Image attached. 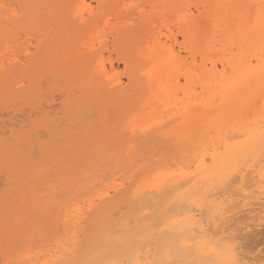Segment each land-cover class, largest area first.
Masks as SVG:
<instances>
[{
    "label": "bare ground",
    "instance_id": "obj_1",
    "mask_svg": "<svg viewBox=\"0 0 264 264\" xmlns=\"http://www.w3.org/2000/svg\"><path fill=\"white\" fill-rule=\"evenodd\" d=\"M11 1L16 6L14 9L7 7V10H9L7 11L4 4H12L10 3ZM0 10L4 13H10L11 16L9 19L4 15H0V41L1 37H3L2 35H7L5 31L10 29L8 27L10 25L15 27V30L12 29L14 30L13 32H16L18 28V31H29L32 35L38 33V36L41 37L47 34L49 37L47 40H40L42 38L37 37L39 41L35 43V46L33 45L35 50L33 54L29 51L30 49L25 48V51L28 50V55L25 56V60L21 61L27 62L26 65L30 67H24L25 71L22 69L21 73H26L31 69L32 64L35 67L39 63L36 60L41 59L44 55L56 64L55 72L66 68L72 69L78 65L85 66L90 63L93 73L92 79L97 82L96 84L90 82L91 78L86 81L82 78V82L87 83L86 86H88L90 91L95 86H100L99 91H96L97 93H101L103 89L108 88L109 92L107 95L111 96L109 98L110 101H108L112 107L119 99L120 101L118 102H122L123 110L128 107V110L126 108L122 113L123 118L119 117L123 119V121L121 119L122 123L118 118L120 124H125L123 125L124 127L119 124L120 128L132 129L131 131L137 134L135 132L138 129L143 130L149 126L150 128L145 131L147 135L151 130H154L153 133L158 131L160 136L165 134L170 139L173 137V139H171V142L166 140L167 136H165L162 140L157 135L160 137L158 139L152 132L148 136H154L158 141L161 139L163 142L165 139V142H171H166V144L173 145L176 150L171 152L168 149L169 152L165 153L166 151L162 149V152H165L161 154L168 157V161L164 159L159 162L160 168L150 169L148 168L152 166L150 163L149 166L145 167L143 161L144 167H141L142 178L137 181L139 184L137 185L136 183L134 185L135 189L132 193L131 189L133 187L130 188L132 185L127 187L129 189L126 188V191L124 190L126 194L130 193L131 196H128L133 197L132 199L135 200L131 203L130 200L133 201L132 199L127 197V200L125 199L129 201L128 204L134 206L132 207L133 209L129 208L130 205L126 208L132 209V212H127L126 209L127 213L122 211V207L124 209L123 204L127 205L125 202L120 203V198L122 199L123 195L119 196V199L112 197L111 192L117 191L116 185V188L113 187L114 185L106 186V189L104 187L105 190H102L101 186V188H97L100 191L98 194L96 193L97 189H93L98 183H88V186L86 184L85 186L82 185L83 187H92V191L96 190L93 191L96 196L88 194L87 188H81V191L77 190V188L81 187L80 185L77 188L74 187V189H67L70 193H74L76 190V197L86 191L85 193L88 194L86 195L88 197L91 195V198H88L89 200L84 207L81 205L77 206L74 201V206L76 205L77 207L73 210L71 209L74 208L72 204H70L71 207L69 206V208L62 204L66 209L60 207L62 211L60 210V213H57L58 216L56 215L58 220L55 218L53 219L54 223H51L54 228L59 229L54 236L60 238L56 242L54 241L55 243L52 244L51 242V245L46 242L49 245L46 246L47 244H45L42 248L38 245V251L32 250V246L27 244L26 246L29 245L30 247L25 246V250L22 247L23 252L18 255L19 257L16 255V260L13 261L14 256L11 258L8 256V259H11L10 261H13L14 264H78L77 257H79L81 240L84 238V224L87 221V214L104 202L106 218L103 216L102 220L105 222L100 224V227L103 226L104 232L99 234L100 238L97 241H100L102 236H105L106 243L110 245H115L116 243L125 244V242L130 241V244L126 243L125 245L127 247L124 257L121 254L120 258L114 259V256L113 260L110 259V262L106 261L104 264H166L168 261L172 263V259L175 256L177 257V255L182 257L181 260L179 259L180 262L184 256L185 261L183 260L182 264H187L186 259L192 260L194 264L262 263L264 258H262V261L257 260L260 251L257 256L253 255L254 258L248 253L249 248L247 250L246 247H243L247 250L245 251L247 255L241 252V250H245L241 249L242 245L245 246L244 241L241 245V240L243 238L246 239V237L243 233H240L241 236L236 233L240 231L239 229L241 231H248L249 229L251 234L254 227L260 228L264 224V0H0ZM173 26H175L174 30L172 29ZM105 28L109 30V33L107 32V35L104 34L105 36H102L99 32ZM165 30L168 32H164ZM8 31L11 32V30ZM10 32H8V35L11 34ZM28 33L25 34L27 35ZM61 34L64 38L59 42L56 41V35ZM52 35H55V38L53 37L54 40L51 38ZM0 44L1 46L3 45V43ZM105 53H107L108 57L105 56ZM216 57H218L217 61L221 63H219L222 67L221 69H219L218 62L214 61ZM32 61H35V63ZM114 61L123 65V74L126 75L128 82H123L122 74L120 73V75L116 72ZM15 62L12 61V64ZM106 64H109L108 68ZM3 65L8 67L9 64ZM1 66L0 64V72ZM51 66L55 67L52 64ZM58 67L62 68L57 69ZM14 68L17 69L18 67ZM53 68L51 69L54 70ZM52 70L50 71L49 69L51 74L54 75ZM66 70L62 72L63 75ZM20 72L18 70L14 71V76L12 75L13 73L10 75L0 73V80L5 83L8 76L14 78ZM27 77L29 78L30 76ZM74 77H76V74ZM181 79L184 80V84L180 81ZM72 80L77 82L74 78ZM4 83L3 95L11 91L10 87H6ZM79 86H82V84ZM13 90L11 93H13ZM48 91L50 90L48 89ZM70 92L68 91L67 94L69 95ZM71 94L73 95L72 92ZM105 98L108 99V96L103 97L105 100L103 107L107 105V99ZM79 100L78 102H80ZM113 102L116 103L113 105ZM121 105L115 106L118 108ZM95 106L96 108L100 107V105L97 106V103L93 107ZM151 106L154 107L152 109L154 110L153 112L150 110ZM55 107L52 108V111H54ZM103 107L102 111L104 110ZM118 110L113 111L116 116L120 114ZM147 110L152 113L150 111V114L147 113ZM40 111H42V108ZM127 111L130 118L127 116ZM159 111L160 113H165L166 118L161 121L159 118H162V116L160 115L158 119L161 122L159 121L160 123L157 124L154 120H158ZM21 114L23 113L21 112ZM124 115L127 117L125 116V118ZM15 116L17 117L18 115ZM116 116L114 118H117ZM87 118L91 119L90 116ZM95 118L93 117L94 121ZM105 120L108 121V119ZM73 125H76V123ZM141 127L145 128L142 129ZM115 128L117 129V126ZM120 128L118 129L120 130ZM100 129L103 128L101 127ZM124 129L122 130L126 131ZM81 130L78 131L81 132ZM113 131L115 129L112 130V133ZM101 132L99 136L105 137V140H99L98 137L99 141L96 142L101 145L103 143L101 141H105L106 145L108 141L106 136H102L104 133ZM110 133L107 132V134ZM145 133L143 132L144 136ZM114 134L116 132L112 135L117 137ZM133 135L131 133V137L123 136L121 138L119 134L120 137L116 138L117 141L115 140L116 144H118L117 150L120 147H124V150L125 147L126 149L128 148V151H131V154H128L125 150L128 154V160L133 162L134 159H137L140 161L135 160V162L137 164L140 162L141 164L143 159V155L140 154L141 150L137 151L142 156L138 159L139 155L134 153L137 149L130 142ZM137 135L133 139L135 137L137 139ZM143 135L142 139L144 142L146 137L144 138ZM107 137L110 138V135ZM154 137L151 138L153 141L156 140ZM139 138L141 139V137ZM142 139H137L139 142L136 143L143 144ZM148 141L146 140L144 143L146 144ZM158 141L156 140L157 143L154 142V144L156 143L158 147L159 144L165 146V144ZM7 144L9 143L7 142ZM145 144L142 145V148H144ZM23 145L25 143L21 144V146ZM146 145L149 146L150 144ZM37 146L33 150L36 151ZM148 146L145 149L148 151L147 154L149 155L147 156L149 157L153 153L150 151L151 145ZM23 147L25 148V146ZM96 147L99 146L96 145L95 148L93 146V149H96ZM153 147L155 148V145ZM160 147L162 146L160 145ZM102 148H105L104 143ZM21 151L23 152L24 150L22 149ZM115 154V156L121 155L119 151ZM31 155L33 156V152ZM135 155L138 156L135 157ZM176 155L177 158H173ZM121 158L126 157L123 156ZM120 159V163L121 161L125 163V159H121V161ZM164 161L167 163L164 164ZM123 162L122 164H124ZM30 165L32 166L33 163L31 164L30 162ZM141 171H138V174ZM38 172L39 170L36 173ZM115 176L114 178L112 177L114 180ZM79 180L83 181V178H79ZM85 181L86 179L83 182ZM74 182L70 185L72 186ZM76 182L78 183V180ZM124 182H122V185ZM22 184L26 185V183ZM122 185H120V188L123 187ZM136 186L138 187L136 188ZM83 189L85 190L83 191ZM89 189L91 190V188ZM113 192L112 194L114 195L115 193ZM70 193L71 199L70 197H67L70 201L65 199L68 201L65 202L67 203L66 205L74 203L73 200L81 197L78 196L76 198L72 195L73 193ZM83 195L82 198L85 197L87 200L86 195ZM72 197L75 199H72ZM18 198H20V195ZM82 198L80 201H76L81 203ZM253 200L252 204L251 201ZM49 201L51 202V199L48 200V203L44 199V204L42 203V205L45 206L46 204L48 206L50 204ZM119 203L122 207H120ZM26 204L28 205V203ZM51 204L53 203L51 202ZM255 205H259V208H254L256 207ZM51 207L52 209L50 208V210L48 208L47 210L44 209L46 210V215H52L50 212L53 210V206ZM44 210L42 209L43 212ZM243 212H247V217ZM240 213H243L244 216ZM239 214L241 217H238ZM51 217L53 218V216ZM248 219L253 222L245 223L246 220L248 222ZM242 221L246 224V226L244 224L245 227L240 226L243 223ZM91 229L93 230V227ZM237 229L238 231H236ZM256 229L253 231L256 232ZM33 232L36 231L33 230ZM256 233L259 232L257 231ZM57 234H59V237ZM246 236H248L247 233ZM252 236L250 235L248 238ZM256 236L258 235L256 234ZM53 239L56 240V238ZM53 239H48V241ZM33 240L35 241V239ZM144 240H148L147 244L141 246V243L144 244L146 242ZM253 240H250V242ZM250 242L248 243L249 246ZM260 243H258L259 246ZM94 248L93 251L95 250L96 252L99 249L101 250V246ZM80 254H82V257L87 256L85 251ZM250 255L253 259L250 258ZM92 257L90 254L87 258L90 260ZM86 263L84 262V264ZM262 264H264V261Z\"/></svg>",
    "mask_w": 264,
    "mask_h": 264
},
{
    "label": "rangeland",
    "instance_id": "obj_2",
    "mask_svg": "<svg viewBox=\"0 0 264 264\" xmlns=\"http://www.w3.org/2000/svg\"><path fill=\"white\" fill-rule=\"evenodd\" d=\"M10 3H12V4H9V5H7V3L4 4V6L6 7V10H7V7L9 9L15 8L16 5L15 6L13 5L14 2L11 1ZM7 11H9V10H7ZM0 13H1L0 15H4L6 18H9V19L11 18L10 13L8 14L6 12L7 16H6V13L1 12V10H0ZM10 26H8L10 29H7L5 31L7 35L6 36L2 35L3 37H1V41H0V43H3L2 46L0 44V46H1L0 47V56H2L0 58V64L2 65L0 73H7L9 75L11 73H13L14 71L18 70L20 72V71H22V69L24 70L26 68V66H27V68L30 67V66L26 65L27 62L25 63L21 60H23L25 58V56L28 55L29 49H30L29 51L31 52V54L35 53V50L33 47L36 45L35 43L39 41L37 37L42 38L40 40H44V39L47 40L49 38L47 34H46V36L41 37V36H38L39 35L38 33H36L37 36L34 33L35 35L33 34L34 35L33 36L32 33H30L29 31H25V32H23L24 30L18 31L19 30L18 28L16 29L17 30L16 32H13L15 30L14 29L15 27L11 26L12 27L11 28ZM175 26L172 27L173 30L175 29ZM12 29H14V30H12ZM8 30H11V32ZM168 31L165 30L164 32H168ZM8 32H10L11 34L8 35ZM107 32L109 33V30L107 28H105L104 30H101L99 32V34H102V36H105L108 34ZM25 33H28V34L26 35ZM29 34H30V36H29ZM54 36L52 35L51 38H53ZM5 37H7V39H5ZM54 38H53V40H54ZM63 38L64 37L62 34L56 35V41H58V42L61 41V39H63ZM34 40H35V42H34ZM2 41H4V42H2ZM29 44H30V46H29ZM25 48L28 50L25 51ZM235 50H237V49H235ZM59 54H61V52H59ZM105 56L108 57L107 53H105ZM14 58H17V59H14ZM217 58L218 57H216L215 58L216 60L214 59V61L218 62L219 69H221L222 68L220 65L221 63H220V61H217L218 60ZM18 60H20V61H18ZM39 60L38 59L36 60V62H39V63L36 64V66L38 65L37 66L38 68L35 66L36 67L35 70H34V68H35L34 65L33 64L31 65L32 68L29 69L30 71L28 70L29 72L27 71L28 74L30 73L29 75L27 74V72L26 73L20 72V74L18 76H15L16 78L15 77L11 78L10 76H8V79L6 80L7 83L6 82L4 83L0 80V114L2 115V116L0 115V164L2 163L1 164L2 166L0 165V173H1L0 174V184L2 182V184L4 185V186L2 184L0 185V264H14L13 261L16 260L17 256L23 252V249L28 247L29 245L32 246V248H31L32 250H37V248L39 249L38 245L42 248L47 243H49V244H51V242H52V244L55 243L60 238L59 234H57V236L59 238L54 236V235H56V233H58L56 231H58L59 229L54 228L51 223H54L53 219H55V218H56V220H58V217H56L57 213L59 214L60 213L59 211L60 210L62 211L64 205L69 208V206L71 207L70 204H72V207H74V208H71L72 210L75 209L78 205L79 206L81 205L83 207L86 206L85 203L88 202V200H89L88 198H91V195H89V197L87 195L89 193L93 195L94 194L93 191H96V190L92 191V187H89V188H91V190H90L88 187H83L82 185L85 186V184H86V186H88L87 185L88 183L89 184L98 183L99 185L96 184V186H94L95 188L93 187V189H97L99 187L101 188V186H102V190L104 189V187L106 189L107 187H110L113 185H114L113 187H115V185H116L117 188L116 187L115 188L117 189V191L116 192L112 191L113 193H115L114 195L111 192L112 197L114 199L115 198L119 199L118 197L123 195V198L122 199L120 198V203L125 202L127 204L126 205L127 207L123 204V206H124V209H123L122 205H120V203H119L120 207H122V211L126 212V210H127V212L128 211L132 212L133 211L132 207H134V206L133 205L131 206L130 204H128L129 201H126L127 200L126 197L128 199H132L133 197L132 198L129 197L128 195H130V193L126 194L125 189L127 187H129L130 185H132L130 187V188L133 187L132 188L133 190L131 189V193H132V191H134V189H135L134 185H136V183L138 185L139 182H137V181L140 178H142L141 167L149 166V163H150V165H152V166H149L148 168H150V169L160 168L159 162H162L164 159L166 161H168L167 160L168 157H165L161 153L164 154L165 151H166L165 153H167L169 151L174 152L172 150H175L174 149L175 147H173V145L168 144V143L172 142L171 139H173V137L170 139V137L168 135H165V134L160 136V132H158V131L156 132V130H155L156 133H153L154 130H151V132L153 134H155L157 138L160 136L162 139V138H165V136H167V138H165V139L170 140L171 142L166 141V142H168L166 144L165 139H164V142L162 141L163 139L162 140L160 139L161 141L160 140L158 141V139L160 137L157 139L154 136H148V135H151L150 134L151 132L148 133V135H147V133H145L147 128H150L149 126L146 129H143L145 127H141L144 131L138 129V131L135 133H137V134L141 133L139 135L134 134V132L131 131L132 129L128 128L129 130H127L126 128L125 129L120 128V126L124 127L123 125H125V124H120L119 122L123 118L122 113L124 112V110L126 108H127L126 110H128V107H126L123 110V105H121L122 102H120V103L118 102V101H120L119 98H118L119 100L117 101V103L113 102L112 104L114 105V103H116L115 104L116 106L121 105L120 106L121 110H120V107H118L119 108V110H118V108L115 105L112 107V105H110V102H109L110 101L109 98H111V96L109 97V95H107L109 92L108 88L103 89V91L101 93L100 92L97 93L96 91H99L98 89L100 86H97V87L95 86L92 89V91H90L88 86H86L87 83L82 82V78L85 81L91 78L90 82H92L94 84H96V82H97L95 79H92L93 73H92L90 63H87L85 66L78 65L72 69L66 68L68 70V73L69 72H71V73L70 74L67 73L68 74L67 75L66 74L67 70L65 69L66 72H64V75H63L62 72L65 70H62L61 69L62 67H58L57 69H61V71L57 70L55 72L56 64L53 61L46 58L45 55ZM4 61H6V62H4ZM12 61L13 62L16 61L17 63L15 62L12 64ZM32 62L35 63V61H32ZM3 64H9V65L7 67ZM51 64L55 65V67L53 68V66H51ZM99 64H100V62H99ZM114 64H115L114 65L115 68L117 69L116 72H118V74H120V73L122 74V75L121 74L120 75L122 76L121 78L123 79V82H125V83L128 82L126 75L123 74L124 73L123 65L121 63H116V61H114ZM10 66H12V68H14V67H18V68L12 69V68H10ZM107 66L109 67V64H106V67ZM19 67H22V68H19ZM50 67L53 68L54 70H52ZM49 69H50V71L52 70L55 72V73L53 72L54 75L51 74ZM59 71L61 74L59 73ZM74 73L76 74V77H74L75 76ZM21 74L24 76H22ZM25 74H27V75H25ZM12 75L14 76V73ZM48 75H50V76H48ZM25 76L26 77L30 76V77L26 78ZM31 76H32V78H31ZM61 76H63V77L66 76V77L63 78ZM73 78H74V80H77V82L75 81L76 84L72 80ZM180 81L183 82L184 80L181 79ZM3 83L5 84L6 87H10V89H11V91L8 94H4V95L2 94L3 88H4ZM81 84H82V86H79ZM182 84H184V82ZM79 87L80 88L82 87V88L80 89ZM13 88H14L15 92H14ZM27 88L30 90L27 91L28 90ZM48 89L50 91H48ZM12 90H13V93H11ZM53 91L57 94H55ZM68 91L69 92L71 91L73 93V95L70 92V94H69L70 96H69L67 94ZM93 91H94V94H93ZM44 96H46V97H44ZM106 96H108V99L105 98V99H107L106 104L108 106L105 105L103 107V104H105L104 103L105 100L103 99V97H106ZM79 98H80V100H79ZM59 99H61V100H59ZM78 100L80 102H78ZM57 102H58V105H57ZM95 103H97V106L100 105V107H97V108L98 109L101 108V109L98 110L96 108V106L93 107ZM98 103H100V104H98ZM15 105H17V106H15ZM44 106H45V108H44ZM53 106L57 107V108L55 107L54 111H52V108H54ZM83 106L84 107L86 106L87 108L86 107L84 108ZM48 107L51 109H49ZM102 107L104 108L103 111H102ZM34 108H35V110H34ZM41 108H42V111H40ZM83 109H85V110L83 111ZM152 109H154V107L151 106L150 110L153 112L154 110H152ZM4 110H5V112H4ZM115 110L120 111L119 112L120 114H117V116H116V114H114V112H113ZM150 110H147L148 111L147 113H149ZM26 111H28V112H26ZM82 111H83V113H82ZM21 112L23 114H21ZM25 112H26V115H25ZM105 112H107V113L105 114ZM7 113H9V114L7 115ZM103 113H104V115L102 116ZM126 113L128 116V111ZM158 113H160V111ZM161 113L159 114V116H157V119L161 115L162 118H159V119H161V121H162L164 118H166V116H165V113L164 114H163V112H161ZM109 114H111V116H109ZM15 115H18L19 117L18 116L16 117ZM20 115H22V116L25 115V116L20 117ZM31 115H32V117H31ZM48 115H50V116H48ZM92 115H94V116H92ZM156 115H158V114H156ZM37 116H38V118H37ZM89 116L91 117V119L87 118ZM115 116L117 118H114ZM120 116L122 118H119ZM125 116L126 115H124V117ZM93 117H96L95 121H94ZM118 118L120 119V121ZM128 118H130V116H128ZM105 119H108V121ZM159 119L157 120L158 122L156 121V119L154 121L158 124L161 122ZM75 120L76 121L78 120V121L76 122ZM122 121H123V119H122ZM122 121H121V123H122ZM116 122H118V123H116ZM16 123L17 124L19 123V124L17 125ZM75 123H76V125H73ZM152 123L154 124V122H152ZM119 124H120V126H119ZM116 126H117V129L120 128V130L118 129L119 131L115 128ZM99 127L100 128L102 127L103 129H100ZM98 129H100V130H98ZM114 129H115V131H113V133L116 132V134H114V136H117L118 138L120 137L119 134L121 135V138H123V136L128 137L132 133V135L134 134L133 137L135 135H137L138 136L137 139L141 140L143 132H144L145 136L143 135V137L144 138L146 137L147 141H148V139H150L149 140L150 143L148 141V142H146V144L151 145V146L150 145L149 146H150V151H151V153H153V155L151 154L149 157L147 156L149 154H147L148 151H146L145 147H147L148 145H146L144 143L146 140H144V142H143V139H142L143 144L146 145V146L144 145V148H142L143 144L139 143L140 144L139 145L138 143H136V142H139V141H137V139H135L136 137L134 139L132 137L131 140L129 138L128 139L130 140L131 143H133V145L132 144H129V145L135 146V149H137L134 151V153L139 155L138 159H140L142 157L141 155H143V159H145L146 161L142 159V161H141L142 165L140 164V162L138 163V164H140V166H138L137 162H135V160L136 161H140V160H137V159L133 160L132 159L133 162L129 161L127 156L131 151H128L129 150L128 148L126 149V147H125V150L127 151L128 154L124 150V147H120L121 150L119 148H118L119 150H117L118 144H116V142H115V140L117 141V139H116L117 137H113V135H112L113 134L112 130H114ZM122 129H124L126 131H123ZM78 130H81V132ZM109 130H111V131H109ZM1 131H3V132H1ZM99 131L100 132L102 131L101 133H104V134H102V136L103 135L106 136V140L108 142L111 140L109 142V144L106 141L107 146L105 145V141H101L104 143L105 148H102L103 143L101 144L102 145L101 146V145H99V143L96 142V141H99L101 139L105 140V137L102 138L101 136H99L100 135ZM128 131H130V132H128ZM107 132L108 133L111 132L112 134L111 133L107 134ZM121 132H123V133H121ZM108 135H110V138L107 137ZM157 135H159V136H157ZM30 137L32 138L33 142H32ZM98 137H99V140L97 139ZM139 137H141V139ZM153 137L158 142L165 144V146L162 144H159V147H158V145L156 144L157 143L156 140L153 141L151 139ZM10 138H12V139H10ZM1 140H2V142H1ZM10 140H12V141H10ZM7 142L9 144H7ZM59 142H61V143H59ZM151 142H152V144H151ZM154 142H156V143L154 144ZM24 143H25V145H23V146H25V148L23 146H21V144H24ZM153 144L155 145V148L154 147L152 148V146H154ZM96 145H98L99 147H96V149H93V146L95 148ZM160 145L162 147H160ZM35 146H37L36 151L33 150V149H35ZM140 146H141V148H140ZM166 146H168V147L166 148ZM19 148H20V150H19ZM97 148H99V149L97 150ZM22 149L24 150L23 152L21 151ZM153 149H154V151H153ZM162 149H164L165 151L162 152L163 151ZM168 149H169V151H168ZM140 150H141V152H140L141 155L139 154V152L137 153V151H140ZM147 150H148V148H147ZM112 151H113V153H112ZM117 151H119V153L121 155L115 156L116 155L115 153ZM32 152H33V156L31 155ZM35 153H37V154H35ZM132 153H133V151H132ZM122 155L124 157H126L127 159L121 158V157H123ZM138 155H135V157ZM177 155H179V154H177ZM177 155L173 158H177ZM28 156H30V157H28ZM132 157H134V156H132ZM120 158L125 159L126 160V161L124 160L125 163L123 161H121ZM93 159H94V161H93ZM119 159H120L121 163L119 162ZM36 160H38V161H36ZM90 160H92V161H90ZM143 161L145 163L144 166H143ZM30 162H31V164L33 163L32 166L30 165L31 167L29 166ZM122 162L125 165L122 164ZM163 163L165 164L167 162L164 161ZM3 164H6V165H3ZM153 164H154V166H153ZM161 166H162V163H161ZM134 167H135V169H137V167H138V169L133 170ZM64 168H65V170H64ZM139 168H140V170H139ZM2 170L3 171L5 170L6 173H5V171L3 172ZM38 170H39V172L36 173ZM138 171H141L139 173L140 175L138 174ZM40 172H41V174H40ZM34 173H36V174L34 175ZM111 174H113V175H111ZM114 176H115L116 181L113 179ZM103 177H104V179H103ZM130 177H132V178H130ZM79 178L80 179L83 178V181L86 179V181H88V182L80 181ZM90 178H91V180H89ZM128 178H130V179H128ZM5 179H7L8 181ZM73 179L76 181L78 180V183L83 182L84 184L83 183L78 184L76 181L74 182ZM101 179H102V181H101ZM94 181H96V182H94ZM72 182H74V184L71 186L70 184H72ZM122 182H124L123 185H122ZM4 183H6V184H4ZM22 183H26V185H24ZM49 183H50V185L52 184L53 186L51 185V187H50V185H48ZM104 184H105V186H104ZM124 184H126V185L124 186ZM79 185L81 187H79ZM120 185H122L123 187L120 188L121 187ZM18 186H19V188H18ZM91 186H93V185H91ZM74 187L75 188L79 187V188H77V190H79V191H81L80 190L81 188H87L86 190H88L87 191L88 194L85 193L86 192L85 191L81 195L80 194L77 195V197L81 196L78 199L76 197V194H75V192H77L76 190L74 191V193L72 192L73 194L67 190L69 188L74 189ZM137 187L138 186H136V188ZM64 188H65V190H64ZM127 189H129V188H127ZM66 190H67V192H66ZM84 190L85 189H83V191ZM89 190L93 193H91ZM70 191H72V190H70ZM123 191H124V193H122ZM14 192H16V193H14ZM45 192H47V193H45ZM99 192L100 191L97 189L96 193L98 194ZM129 192H130V190H129ZM11 193H13L14 196ZM69 193L72 194L73 196H75L77 198L76 199L77 201H80L83 194H84L83 196H85L87 194L86 195L87 200L85 197H83L82 198L83 201L81 200V203H83V204H81L80 202L78 203L76 200H73V202L74 201L76 202L77 206L76 205L74 206L75 202L69 203V205H66L67 203H65V202L70 201L69 198H67V197H70V199H71V196L69 195ZM78 193H80V192H78ZM40 194H41V197H40ZM125 194H126V196H124ZM19 195H20V198H18ZM94 196H96V195L94 194ZM49 198L51 199V202L53 204H51V202L49 201L50 204L48 206L46 204H45V206L42 205V203L44 204V202H43L44 199H45V202L47 200V203H48V200H50ZM84 198H85V202H84ZM65 199H67L68 201ZM72 199H75V198L72 197ZM152 199H154V198L152 197ZM41 200H42V203H41ZM123 200H125V201H123ZM132 200L133 201L130 200L131 203H133L135 201L134 199H132ZM6 201H7V203H5ZM34 202H35V204H34ZM251 202L253 204L254 200ZM26 203H28V205ZM38 203L41 205H39ZM62 204H64V205L62 206ZM104 204H105L104 202L100 203L99 206L95 210H93L91 213L87 214V221L84 224V234H83L84 238H82V240H81L82 244L80 243L81 246H79V248H80L79 257H77V259L80 260V261L77 260L78 264H84V262L86 263V260L88 261L87 263H89V264H91V263H93V264L94 263L95 264H104V263H106V261L110 262L111 260H113L114 256H115L114 259L120 258L121 254L123 255L122 257L125 256V249L127 247L125 245H126V243L130 244V241L125 242V244L116 243L115 245H110L109 243H106L107 241L105 239V236L101 237V239H100L101 242L97 241L100 238L99 234H101V232H104L103 231L104 228H102L103 226L100 227V224L101 223L104 224V222H105L102 220L103 216H105V218H106V215L104 214ZM128 205H130L131 207L129 206V208H132V209H126V208H128ZM51 206H53V210H51V212H50L52 215H50V214L46 215L45 211L47 210L48 207H49L48 208L49 210H50V208L52 209ZM60 207H62V209ZM257 207L259 208V205H257L254 208L257 209ZM64 208L66 209V207H64ZM68 208H67V210L69 211ZM42 209L43 210L46 209V210H44V212H43ZM67 210H66V214H67ZM13 211H14V213H13ZM243 213H240V214L243 215ZM240 214L238 217H241ZM244 214L246 216L247 212H245ZM116 215L119 216L118 214H116ZM16 216H17V218H16ZM51 216H53V218ZM112 217H114V216H112ZM47 218H49L52 221H50ZM105 218H104V220H105ZM114 219H115V217H114ZM250 221L251 220L248 219V222L246 220L245 223L253 222V221H251V222ZM29 222H31V223H29ZM242 222L243 223L241 225L238 224L241 227L244 226V224H245L244 221H242ZM240 223H241V221H240ZM245 226H246V224H245ZM52 227L54 228V232H53ZM92 227H93V230L91 229ZM22 228H24V229H22ZM50 228H52V229L50 230ZM256 228L254 227L252 229L251 234L249 233L250 232L249 229H248V231L246 230L247 231L246 232L245 230L241 231V229L238 228L241 232L239 231L236 234L239 233V236H241V234L243 233L244 236L246 237V239L243 238V240H241V245L243 244V241L245 243V246L242 245L241 249L243 247H246V249L249 248L250 250L249 249H247V250H249L248 253L251 254L252 257H253V255L257 256V254L260 251V254H258L259 257L257 256V260L262 261L263 260L262 258H264V245H262L264 243V237H263L264 236L263 235L264 234V231H263L264 224H263V226H260V228L259 227H256ZM14 229H15V231H14ZM238 229L236 231H238ZM255 229L259 233H256L257 231L256 232L253 231ZM33 230L36 232H33ZM29 231H30V233H29ZM246 233L248 236H246ZM256 234L258 236H256ZM250 235L251 236L253 235L255 237L252 236V237H250L252 239H250V238H248ZM2 236H4V237H2ZM27 236H28V238H27ZM51 238L52 239L56 238V240L53 239L52 241H50ZM33 239H35V241ZM48 239H50V240L48 241ZM241 239H242V237H241ZM250 240H253V241L250 242ZM144 241H146V242H144ZM144 241H143L144 244L141 243V246H143V245L145 246L147 244L148 240H144ZM249 242H250V246L248 244ZM253 242H254V244H253ZM239 243H240V241H239ZM255 243H256L257 247H256ZM258 243H260V246ZM27 244H29V245L26 246ZM49 244H47L46 246H48ZM254 245H255V247H254ZM33 246H35V247L33 248ZM100 246H101V250L100 249L97 250L98 252H96L94 250L96 252L95 253L93 251V248L94 247L98 248ZM261 246H262V248H261ZM22 247H23V249H21ZM106 248H109V249H106ZM94 249H96V248H94ZM244 249L245 248H243V250ZM246 249L244 251L241 250V252H243L247 255V253L245 252V251H247ZM258 249H260V250H258ZM20 250H22V251H20ZM26 250H28V249H26ZM84 251H85V253H87V256L82 257L81 256L82 254H80V253H84ZM2 253H4V254H2ZM94 253L96 256L94 255ZM90 254L93 257L90 260H88L87 257H89ZM84 255H86V254H84ZM116 255H118V256H116ZM251 255H250V258H252ZM8 256L10 258L14 256L13 261H10L11 259H8ZM256 256H255V258H256ZM260 256H261V258H260ZM175 257H174V259H172L173 260L172 263H170V261H168V262H166V264H182V261L184 260V256H183V259L181 262H180V260L182 257H179L178 255H177L176 259H175ZM85 258H87V259L85 260ZM188 260L189 259H186L187 264H194V262L192 260L191 261L190 260L188 261ZM6 261H8V262L6 263ZM263 261H262V263H263Z\"/></svg>",
    "mask_w": 264,
    "mask_h": 264
}]
</instances>
